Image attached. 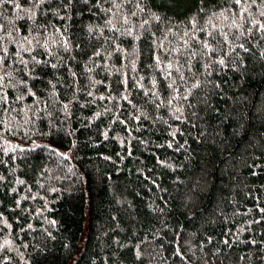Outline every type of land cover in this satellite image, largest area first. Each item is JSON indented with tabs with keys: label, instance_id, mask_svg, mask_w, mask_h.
<instances>
[{
	"label": "trees",
	"instance_id": "obj_1",
	"mask_svg": "<svg viewBox=\"0 0 264 264\" xmlns=\"http://www.w3.org/2000/svg\"><path fill=\"white\" fill-rule=\"evenodd\" d=\"M217 4L226 6L225 0H213L208 7L217 10ZM111 6L104 0L94 15L88 11L91 4L60 11L71 20L37 16L51 25L37 31L11 2L0 7V24L15 29L18 41L7 45L9 51L23 44L38 60L60 65L46 69L43 83L30 81L38 104L29 96L13 106L15 111L0 114L9 129L0 127V174L13 181L0 187V213L11 226L0 223V245L10 241L0 251V262L205 264L207 255L208 264H264V214L258 210L264 208V59L259 46L255 57L245 56V70L214 73L211 79L221 87L201 92L208 94V107L182 123L174 118L175 102L157 109L155 98L144 95L151 90L161 99L168 96L165 73L153 66L156 46L149 36L163 39L170 31L168 39L176 34L173 43L182 48L180 37L191 31L189 21L195 17L204 24L207 19L200 0H144V11L125 4L121 13L128 15L127 25L122 16L112 18L111 25L105 22L109 17L103 9ZM132 11L137 15L131 16ZM144 20L149 23L141 28ZM126 28L133 29L132 35ZM26 34L39 44L33 40L28 45ZM191 43L195 46L196 40ZM21 55L31 60L28 52ZM9 63L13 69L22 67L11 57ZM14 76L17 83L26 78L23 71ZM125 78L131 104L109 98L110 90L117 98L124 92ZM24 91L7 89L10 99ZM69 100L74 103L66 120L62 106ZM141 113L147 119L137 122ZM113 120L126 121L128 130ZM34 144L44 147L27 151ZM17 178L25 184L15 183ZM12 187L17 191L11 192ZM15 200L21 201L18 208ZM28 224L31 230L20 231ZM253 239L255 244L245 242ZM216 249L219 255L213 256Z\"/></svg>",
	"mask_w": 264,
	"mask_h": 264
},
{
	"label": "snow or ice",
	"instance_id": "obj_2",
	"mask_svg": "<svg viewBox=\"0 0 264 264\" xmlns=\"http://www.w3.org/2000/svg\"><path fill=\"white\" fill-rule=\"evenodd\" d=\"M9 2H11L18 11L25 14L24 17H22L23 19L32 22L31 25H29L31 30L37 31L46 30L51 26L48 21H38L37 16H55L60 20H71V15L66 17L59 15V13L61 10L67 12L70 8H73L79 3H82L84 6L91 4L88 11L94 15V10H101L100 5L104 0H55V10L52 11L49 10L52 9L53 0H25V2L30 5L27 8L22 7L19 0H0V7ZM212 2L213 0H200V12L205 13L207 19L204 21V24H200V21L195 17L189 21L192 26L191 31H186L180 37V42L183 44L182 48L175 46L173 43L176 34H171L173 39H168L170 31L164 34L163 39L157 37L156 33H151L149 36V40L156 46L153 51V66L160 67V70L165 73L163 80L168 90V96L161 99L158 91L151 90L145 91L144 95L146 97L151 96L155 98L154 104L157 109L162 106L172 107L175 102L178 106L174 108L173 115L176 120L182 123H190L192 118L198 116L199 111H203L204 107H208V94L205 92V94L201 96V92H204L205 89L209 87L213 90L221 87V82L211 79L214 73L219 76L225 69L234 72L245 70V56L255 57L257 55L255 51L257 46H259V58L264 59V0H225L226 6L217 4V10H212L208 7ZM110 3L112 5L111 7L103 9L105 15L109 17L105 22L111 25L113 22L112 18L122 16V23L127 25L130 23L128 15L122 14L121 9L125 4L132 3L136 4L137 8H140L144 0H110ZM140 11H144V9L140 8ZM130 15L136 16L137 13L132 11ZM153 18L156 20L160 19L159 17ZM148 23V20H144L140 27L143 28L144 25ZM113 30L118 29L113 27ZM14 31L15 29H13V31H8L4 24H0V114L15 111L16 109L13 106L22 103V101L29 96L33 98L34 104H38L40 102V97L37 95V92L33 90L35 85L30 84V81H40L43 83L42 76L49 74L46 72V69L58 70L60 66L59 63L49 65L47 60H38L36 56L31 55L33 49L25 48L23 44H19L18 50L16 51H9L7 45L18 44ZM65 31H67V27H65ZM89 31H92V29L90 28ZM132 31V28L124 29V32L128 35H132ZM196 33L202 34V38H198ZM136 38L139 39L140 37L137 36ZM23 40L28 45H31L33 40H36V43L39 44V40L36 39V37L29 39L27 34L23 36ZM192 40H196L195 46L191 43ZM252 41H255V44H252ZM64 50H70V38L65 39ZM23 52L29 53L31 58L30 61L23 58L21 55ZM96 55H99V53H96ZM10 57L12 58V63L22 65V67L13 69L12 65L9 63ZM166 59L167 63H164ZM17 71H23L26 77L22 78L18 83L14 76V73ZM72 77H76L75 72L72 73ZM47 83L51 85V81ZM121 83L125 86L124 92L117 98L111 95L110 90L109 98L113 100L122 99L131 104L132 101L129 95L126 94L128 92L127 78L121 81ZM133 86L143 87L136 82H134ZM11 87H22L25 91L15 96L14 99H10L7 89ZM52 87L55 86L52 85ZM156 87V82L153 81L152 88L156 89ZM73 94H75V89H73ZM91 94V92L87 93V95ZM99 99L103 100L105 97L101 96ZM72 103H74V101L69 100V103L63 104L62 106V112L66 120L71 117L70 105ZM199 105H203V107H198ZM133 107H135V105H133ZM185 109H187V113ZM101 115L102 114L99 112L95 113L96 118H99ZM141 117L147 119V116L141 113L140 116L135 117L137 122L140 121ZM113 123L123 124L125 125V130H128L127 122L124 120H113ZM191 126L196 127L197 125L193 123ZM0 127H4L5 131L9 130L5 126L3 119H0ZM168 127L171 128V125H168ZM177 131H179V129H177ZM171 135L174 139L176 132H172ZM0 136H2V132H0ZM103 136L107 139V132H104ZM121 143H124V141ZM40 147L44 146L34 144V146L27 151H34L36 148ZM168 147H172L171 142L168 143ZM179 147H177V151H179ZM13 151H15V149H13ZM20 151H25V149L21 148ZM128 154L131 155V152ZM61 155L66 157V154ZM160 163L164 162L160 161ZM2 164L3 161L0 160V165ZM5 182L9 185L13 183V181L8 180V177L0 174V187H3ZM14 182L20 185L25 184L23 180H19L18 178ZM16 191V188H11V192L14 193ZM32 198L35 199V197ZM23 199L26 200L28 197L25 196ZM15 203L18 208L21 201L15 200ZM258 210L260 213L264 214V208H259ZM13 211H15V209H13ZM262 219H264V216H262ZM254 222L260 223L261 221L256 220ZM0 223H5L7 227H11L6 224L2 213H0ZM51 223L55 224V221ZM31 229L32 225L28 224L27 228H21L20 231H28ZM229 233H226V235ZM50 235L51 233H49V236ZM211 242V238H209V243ZM245 242L255 244L256 240L253 239ZM222 243L229 248L232 247L228 239H224ZM8 244H10V241H5V245H0V251ZM24 246L27 247V245ZM176 255L184 259L183 254L180 253L179 250H177ZM212 255L218 256L219 249H216ZM240 259H243V257H240ZM0 264H3V262H0ZM205 264H208L207 255H205Z\"/></svg>",
	"mask_w": 264,
	"mask_h": 264
}]
</instances>
